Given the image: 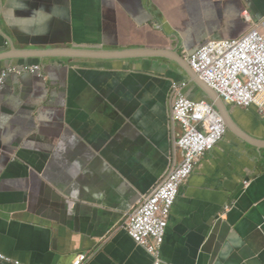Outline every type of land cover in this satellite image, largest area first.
<instances>
[{"label":"crops","instance_id":"1","mask_svg":"<svg viewBox=\"0 0 264 264\" xmlns=\"http://www.w3.org/2000/svg\"><path fill=\"white\" fill-rule=\"evenodd\" d=\"M262 19L264 0H0V75L41 66L0 84V264H153L124 222L181 159L172 84L207 101L159 55L239 39ZM226 109L253 145L226 130L197 160L165 230L168 263L264 264V94Z\"/></svg>","mask_w":264,"mask_h":264},{"label":"built area","instance_id":"2","mask_svg":"<svg viewBox=\"0 0 264 264\" xmlns=\"http://www.w3.org/2000/svg\"><path fill=\"white\" fill-rule=\"evenodd\" d=\"M244 19L248 24L253 22L246 12ZM188 61L191 69L225 104L250 107L264 94V19L239 39L204 44L188 56ZM40 69L37 63L4 68L0 84L6 83L10 73H36ZM188 86L186 81L172 84L170 119L180 129L174 137V145L181 151V159L149 195L138 202L124 222L127 235L154 259L153 264H160V248L180 187L192 174L197 160L213 150L226 133L224 120L212 104L194 101L185 95ZM0 258L9 260L2 253ZM89 259L90 256L80 254L72 264H85Z\"/></svg>","mask_w":264,"mask_h":264},{"label":"water","instance_id":"3","mask_svg":"<svg viewBox=\"0 0 264 264\" xmlns=\"http://www.w3.org/2000/svg\"><path fill=\"white\" fill-rule=\"evenodd\" d=\"M21 51V56H24L23 58H43V56L50 57V56H83V57H95V56H106L108 55L112 56V58H127L131 54L128 52H117L118 54H106L108 52H105L104 54H100L98 52H88L83 50H17ZM14 53H9L10 56H7L8 58H17L13 55ZM191 53H188L185 55L180 54L179 52H171L170 53H162L159 55V57H163L166 59L171 60L172 62H175L178 64L182 70L188 74V76L192 79L193 82H195L198 87L202 90L204 95L207 97V101L212 104L214 107L217 108L219 114L224 120L226 130L229 131L231 134H233L235 137H239L242 141L245 143H249V140H247L245 135H239L240 131L236 129V125L233 121V119L230 117L229 113L226 109V104L219 98V96L216 94L215 91H213L207 83H205L203 80H201L198 75L191 69L188 61V56ZM253 145V144H251ZM168 226V225H167ZM161 250V249H160ZM160 264H171L166 262L164 259L161 258V254L159 255Z\"/></svg>","mask_w":264,"mask_h":264}]
</instances>
